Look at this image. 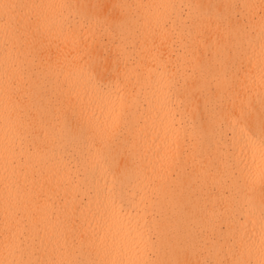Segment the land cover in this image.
<instances>
[{
	"label": "bare ground",
	"instance_id": "1",
	"mask_svg": "<svg viewBox=\"0 0 264 264\" xmlns=\"http://www.w3.org/2000/svg\"><path fill=\"white\" fill-rule=\"evenodd\" d=\"M264 0H0V264H264Z\"/></svg>",
	"mask_w": 264,
	"mask_h": 264
},
{
	"label": "snow or ice",
	"instance_id": "2",
	"mask_svg": "<svg viewBox=\"0 0 264 264\" xmlns=\"http://www.w3.org/2000/svg\"><path fill=\"white\" fill-rule=\"evenodd\" d=\"M262 148H264V143H262ZM262 158H264V152H262Z\"/></svg>",
	"mask_w": 264,
	"mask_h": 264
}]
</instances>
